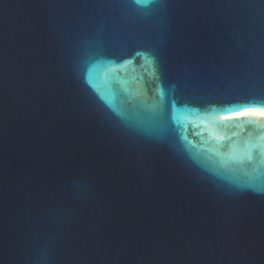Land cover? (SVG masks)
Segmentation results:
<instances>
[{
	"label": "water",
	"instance_id": "obj_1",
	"mask_svg": "<svg viewBox=\"0 0 264 264\" xmlns=\"http://www.w3.org/2000/svg\"><path fill=\"white\" fill-rule=\"evenodd\" d=\"M0 264H264V0H0Z\"/></svg>",
	"mask_w": 264,
	"mask_h": 264
},
{
	"label": "bare ground",
	"instance_id": "obj_2",
	"mask_svg": "<svg viewBox=\"0 0 264 264\" xmlns=\"http://www.w3.org/2000/svg\"><path fill=\"white\" fill-rule=\"evenodd\" d=\"M261 112H263V111H261Z\"/></svg>",
	"mask_w": 264,
	"mask_h": 264
}]
</instances>
